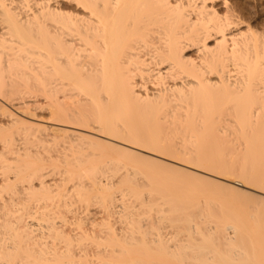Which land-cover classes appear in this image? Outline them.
<instances>
[{
	"label": "bare ground",
	"instance_id": "bare-ground-1",
	"mask_svg": "<svg viewBox=\"0 0 264 264\" xmlns=\"http://www.w3.org/2000/svg\"><path fill=\"white\" fill-rule=\"evenodd\" d=\"M248 1L0 0V264H264V197L243 190L264 176V0ZM19 99L86 132L17 117ZM108 165L150 184L110 182ZM89 181L107 218L65 227ZM121 186L134 207L105 197ZM146 189L170 209L140 204Z\"/></svg>",
	"mask_w": 264,
	"mask_h": 264
},
{
	"label": "rangeland",
	"instance_id": "rangeland-1",
	"mask_svg": "<svg viewBox=\"0 0 264 264\" xmlns=\"http://www.w3.org/2000/svg\"><path fill=\"white\" fill-rule=\"evenodd\" d=\"M222 1H223V0H222ZM242 1H243V2H244V1L247 2L248 0H242ZM246 2H244V3H246ZM249 2H250V3H249ZM254 3H256V2H254V0H249L247 4H249L251 7H253V6H255ZM260 3H262V2H260ZM216 4H218V6L221 5V0H220V1H219V0H216ZM253 4H254V5H253ZM219 7H223V6L221 5V6H219ZM211 44H213V43L211 42ZM195 50H196V49H193V50L190 49L189 52L187 51L186 53H189V54H195L196 52H193V51H195ZM190 51H191V52H190ZM192 56H193V55H192ZM139 83H140V82H139ZM150 84H151V83H148V84L146 85V86H148V87H147L148 90H149V89H150V90L152 89L151 92L153 93V89H154V93H155V92H156V91H155L156 88H152V84H151V85H150ZM149 87H150V88H149ZM138 90H139V89H138ZM150 90H149V91H150ZM139 91H140V92H141V91L144 92L142 89H140ZM142 92H141V93H142ZM20 100H21V99H19L18 101L16 100V101H14V102H12V103H7V104L3 102V104H6V106H7L12 112H14V114L17 115V117L19 116L20 118H22V119H24V120H28V121L31 122V123L41 124V125L46 126V127L49 126V128L52 127V128L50 129L51 131L54 130V128H55V130L58 128V129H66V130H70V131L86 132V131H82V130L74 129V128H71V127H68V126H62V125H59V124L56 125V124L52 123V122L49 120V119H50V117H49V116H50V115H49V112H48L46 109L42 108V107H44V106H42L41 103L38 104V103H36V102H33V103L30 102L29 105H27V103L24 102L25 99H22V100H23V101L21 100L22 102H21ZM0 101H1V100H0ZM25 101H27V99H26ZM1 102H2V101H1ZM18 103H19V104H18ZM34 103H36V104L34 105ZM13 104H14V106H13ZM17 104H18V105H17ZM37 104H38V105L41 104L40 107H39ZM8 105H9V106H8ZM10 105H11V106H10ZM23 105H24V106H23ZM26 105H27V106H26ZM30 105H31V106H30ZM12 106H13V107H12ZM19 106H20V107H26V108H24V109H23V108H22V109L20 108V109H19ZM41 106H42V107H41ZM15 107H16V108L18 107V109H13V108H15ZM28 108H29V109H28ZM41 108H42L43 110H42ZM16 110H17V111H16ZM45 110H46V111H45ZM20 111H21L23 114H22ZM27 112H28V113H27ZM29 112H31V113H29ZM1 113H2V112H1ZM2 114H3V113H2ZM2 114H0V125H1V126H4V124H5V126L9 125V124H10V123L8 124V121L10 120L9 117H7V116L5 115V116H6V119H4V116H3ZM1 115H2V116H1ZM7 118H8V120H7ZM10 121H11V120H10ZM51 131H50V132H51ZM51 135H52V136H51ZM51 135H50V133H49V136L53 139V134L51 133ZM17 136H19V138H18ZM21 136H22V135H21ZM21 136H20L19 134L16 135V137H17L16 139H17L18 142H19V143H18V142L16 141V144H17V143L19 144V145H16L17 148H19V147L21 148V147H22V145L20 146L21 142H24V141H25V140H24V139H25V136H22V137H21ZM49 136H48V139H50ZM45 137L47 138V135H44V137H41V138L44 139ZM20 138H21V139H20ZM27 138H29L31 141H33V140H32L33 138L26 137V140H27ZM41 138H40V139H41ZM46 138H45L44 140H46ZM52 139H51V142H52ZM44 140H43V141H44ZM20 141H21V142H20ZM27 141H28V140H27ZM31 141H28L27 143H28V144H31V143H34V142H35V140H34L33 142H31ZM46 141H47V140H46ZM49 141H50V140H49ZM29 142H31V143H29ZM38 142H39V141H38ZM51 142H50V143H51ZM25 143H26V142H25ZM35 143H36V144H32V146H33V147H35V146L39 147L38 150H37V147H36V149H35V148L33 149L35 152H36V151L38 152L39 150H41V149L44 148V147H41L40 144H37V142H35ZM39 143H40V142H39ZM60 143H61V142H60ZM62 143H63V142H62ZM62 143H61V144H62ZM64 143H65V142H64ZM23 144H24V143H23ZM43 144L46 146L45 149H46V148H52L51 150L49 149V150L52 152V151H55V149H57V146H58V145H60L61 148H62V146H63V145H66L67 143H66V144H63V145H61V144H58V145L55 144V146H54L55 148L52 147V146H50L51 144H50L49 147H48L45 143H42V142H41V145H43ZM118 144H120V143H118ZM38 145H39V146H38ZM52 145H54V143H52ZM56 145H57V146H56ZM67 145H68V144H67ZM0 146L2 147V144H1V143H0ZM30 146H31V145H30ZM30 146H29V147H30ZM60 146H58V149H57V150H60V151H61ZM1 147H0V149H1ZM27 147H28V146H27ZM40 147H41V148H40ZM66 147H67V148H66ZM68 147H69V145H68V146H65L64 148H66L65 150L70 151L71 149L69 150ZM31 148H32V147H31ZM59 148H60V149H59ZM64 148H63V149H64ZM45 149H44V150H45ZM53 149H54V150H53ZM78 149H79V148H77V150H78ZM30 150H32V149H30ZM47 150H48V149H47ZM57 150H56V151H57ZM77 150H76V151H77ZM34 151H33V152H34ZM50 151H49V155H51V154L53 153V152L50 153ZM56 151H55V153H56ZM71 151H72V150H71ZM76 151L74 150L71 154H76V153H77ZM79 151H80V149H79ZM79 151H78V153H79ZM81 151H82V150H81ZM136 151H138L139 153H143L144 156L146 155V156H148V157H152V158H154V159L157 158V159L162 160V161H164V162H166V163L168 162L169 164H170V163H171L172 165L175 164V166L177 165V166H179V167H181V168H184V169H187V170H188V169H189V170H192V169L188 168L187 166H184V165L181 166V164L178 165V163L176 164L175 162H172V160H169V159L167 160V159H165V158H161L160 156L158 157V155H154V154H152V153H149V152L147 153V152H145V151H140V150H136ZM41 152H42L41 154H46V153H48V151L45 152V151H43V150H42ZM43 152H44V153H43ZM61 152H62V151H61ZM61 152H60V153H61ZM84 152H85V150H84ZM84 152H81V153L83 154V156H81L80 159H81L82 157L85 158V155H86L87 157L89 156V153H88V154H87V153L84 154ZM86 152H87V151H86ZM55 153H53V154H55ZM57 153H58V154H57ZM57 153H56L57 156H62V154L65 153V151H64L61 155H59V151H57ZM66 153H67V154H70V152H66ZM80 155H81V154H80ZM43 156L45 157V155H43ZM52 156L54 157L55 155H52ZM70 156H73V155H70ZM75 156L78 157L79 155H75ZM48 157H50V156L47 155L45 158H48ZM55 157H56V156H55ZM78 158H79V157H78ZM48 159H49V158H48ZM86 159H88V158H86ZM86 159H81V160H86ZM110 166L113 167V166H115V165H108V166H107V167H108L107 169H109V170L112 169V172H111V171H108V170L106 169V172H107V173H106V177H110V179H111L110 182H114L115 184H117L118 182H120L119 178H120V179H121V177L123 178L125 174L128 175V172H130V174H131V175H129V177L132 176V175H134L133 171H132V172H131V171H128V170H131V169H127V168H123V167H120V169H121V170L124 169L125 171H126V169H127L128 172L126 171V173L124 174L125 171L123 170V172L121 171V172L123 173V175H122L121 173H118V174H117V171L120 172V170H119V169L117 170V168L115 169V167H113V168L116 170V171L114 170L116 175H113V173H114V172H113V168H112V167L110 168ZM118 168H119V167H118ZM122 168H123V169H122ZM48 170H50V169H48ZM48 170H47L46 172L49 173L48 175H51L52 173L50 174V171H48ZM108 172H109V173H108ZM134 172H135V171H134ZM194 172H195V170H194ZM132 173H133V174H132ZM196 173L200 174L201 172L196 171ZM107 174H108V175H107ZM135 174H137V173L135 172ZM201 174H202V175L204 174V175L208 176V175L205 174V173H201ZM53 175H54V174H53ZM57 175H60V174L57 172ZM137 175H138V176H137ZM137 175H135L136 177H133V176H132V179H133V178H134V179L136 178V180H137V181H135V180L133 179L134 182H137L138 185H139V184H143V185L145 186V188H146V186L148 187L149 184H150V182H149V184H148V181H147V180H149V179H148L145 175H143V174H141V176H140L139 173H138ZM103 176L105 177V175H103ZM55 177H56V178H54V180H53L52 177L48 176V183L51 182L50 180L52 179L51 184H52L55 180H56V181L54 182V184H56V183H57L56 185L61 184V181H60V180H61L62 178H59V177H62V176H56V174H55ZM209 177H211V178H213V179H215V180L222 181V180L217 179L216 177H213V176H209ZM102 178H103V177H102ZM127 178H128V176H127ZM130 178H131V177H130ZM145 178H146L147 180H146ZM49 179H50V180H49ZM58 179H59V180H58ZM108 179H109V178H108ZM112 179H113V181H112ZM125 179H126V178H125ZM118 180H119V181H118ZM121 180H122V179H121ZM59 182H60V183H59ZM138 182H139V183H138ZM226 183H229V182H226ZM54 184H53V185H54ZM230 184H231V183H230ZM70 185H71V184H70ZM70 185H69V187H71ZM141 186H142V185H141ZM243 190H244V191H247V192H249V193H252L253 195H256V197H264V196L261 195V192L258 193V191L250 190V189H243ZM143 193H144V195H143L142 200H141V199H140V201L138 200V202H139L140 204L143 203V202H142L143 200H144V201L147 200V202L145 201L144 203H148V204H149V202H150V203H156V202L158 203V202H159V203H158L159 205L162 204V203L159 201V200H160V197L158 196V194H157V195H156V193L153 194V193L149 192L148 189H146ZM145 193H147V199H145ZM150 193H151V194H150ZM130 198H131V197H130ZM131 199H132V198H131ZM133 199H134V197H133ZM133 199H132L131 203H132V202H133V203H134V202L137 203V201H135L136 199H134V200H133ZM157 199H158V200H157ZM127 202H128V203H125V204H127V205L130 204L129 206L132 205V206L134 207V204L129 203V202H130V199H128ZM120 203H121V202H120ZM122 203H124V202H122ZM157 203H156V204H157ZM95 205H97V204H95ZM98 206H99V205H98ZM138 206H139V205L136 204L135 207L138 208ZM161 206H162V205H161ZM164 206H165V207H164ZM99 207H100V206H99ZM99 207H95V206H94L93 211L91 212L90 215H88L87 217H80L79 219H81L82 221H83V220H86V222H85V223H87L86 225H89L90 223H92V222H90V221H93V219H94V221L101 222L102 219H105L104 217L107 218V215L103 212V210L101 209V207H100V208H99ZM139 207H140V206H139ZM155 207H156V206H155ZM155 207H154V211H155V212L158 211V210H161V208H164V209H162L163 211H166V210L170 209V205L168 206V205H165V204H163V206L160 207V209H157V207H156V208H155ZM166 207H167V209H166ZM249 207H251V206H249ZM249 207H248V209H250V211H247V208L245 209V211L247 212V214H248V213H251L252 215H256V210H258L259 212L262 211L260 208L256 209V207H258V206H255V207H254V205H252V207L254 208V210L252 209V207H251V208H249ZM97 208H98L99 210H100V209H101V210L99 211ZM137 208H136V210L139 211V209H137ZM33 209H35V208H33ZM33 209H32V210H33ZM144 209H145V208H144ZM144 209H143V210H144ZM155 209H156V210H155ZM259 209H260L261 211H260ZM140 210H141V209H140ZM143 210H141L140 212H143ZM147 210H148V209H147ZM162 210H161V211H162ZM258 211H257V213H258ZM99 212H100V214H99ZM145 212H147V211L145 210L143 213H145ZM148 212H149V211H148ZM155 212H153V210H151L150 213H151V214L153 213V215L149 214L148 216H152V217H150V218H147V216H146L147 214H146L145 216H146L147 219L144 217V219H146V221L144 220L142 225H145V226H146V223H149V221H151V220L153 219V216H154V219H153V220H157V218H159L158 216H161V215L158 214V213H161V212H158V213H155ZM188 212H191V211L189 210ZM192 212H193V211H192ZM217 212H218V211H217ZM246 212H245V214H246ZM252 212H255V214L252 213ZM103 213H104V215H105L104 217H103ZM194 213H196V217H195V219H196L197 216H198V213L195 212V211H194ZM218 213H220V211H219ZM101 214H102V215H101ZM204 214H205V213H204ZM247 214H246V215H247ZM251 214H250V215H251ZM155 215H156V218H155ZM182 215H183V214H182ZM184 215H186V214H184ZM250 215L248 214V216H250ZM259 215H260V213L258 214V216H259ZM199 216H200V215H199ZM101 217H102V218H101ZM117 217H118V216H115V217H113V218H114L115 220H118ZM182 217H183V216H182ZM202 217H203V216H202ZM205 217H206V216H204L203 218H205ZM75 218H76L75 216L72 217V222L75 221V220H79L78 218H76V219H75ZM95 218H96V220H95ZM203 218H202V219H203ZM74 219H75V220H74ZM97 219H98V220H97ZM114 219H113V220H114ZM149 219H150V220H149ZM200 219H201V217H199L198 219H196V221H197V220H198V221H197V222L195 221V223H198V222H199V225H200V223H203V224H204V221L207 220V219H204V221H203V220H200ZM248 219L250 220V219H252V217H251V218L248 217ZM111 220H112V218H111ZM113 220H112V221H113ZM115 220H114V222H117V221H115ZM147 220H148V221H147ZM164 220H165V221H164ZM118 221H119V220H118ZM250 221H251V220H250ZM83 222H84V221H83ZM88 222H89V223H88ZM114 222H112V223H114ZM119 222H120V221H119ZM119 222H118V223H119ZM169 222H170V221H169ZM169 222H168V220L166 221V219L159 220L158 223H160V224H158V223L156 222L158 228H157V230H156V228H155V230H156V231L160 230V232H161L162 234H163V232H164L165 234H163V236H165V237H167V236H168V237L175 236L176 234L174 235V232H173V231H175V226L173 225V226H174V227H173L174 229H172V225L170 224L171 222H170V223H169ZM206 222H207V221H206ZM152 223H153V221H152ZM163 223H164V224H163ZM263 223H264V218H263V220H262V222H261L260 224L263 225ZM121 224H122V223H121ZM149 224H151V222H150ZM149 224H147V225H149ZM166 224H169L170 226H169V225L166 226ZM115 225H118V226H119L120 224L115 223ZM160 225H161V226H160ZM196 225H198V224H196ZM204 225H205V224H204ZM213 225H214V224L210 225V223L207 222V225H205L206 227L202 225V227H204L205 229H204V228H201V226H199V227H200L201 229H204V231H205L207 228L209 229L210 226H213ZM118 226H116V227H118ZM122 226H123V225H122ZM122 226L120 225L118 228H120V227H122ZM145 226H144V227H145ZM154 226L157 227L156 224H155ZM159 226L161 227V229L159 228ZM208 226H209V227H208ZM168 227H169V228H168ZM148 228H149V227H148ZM148 228H147V226H146L145 230H146V229L148 230ZM164 228H165V230H164ZM143 229H144V228H143ZM162 229H163V230H162ZM208 229H207V230H208ZM147 230H146V231H147ZM150 230H151V229H150ZM207 230H206V231H207ZM148 231H149V230H148ZM153 231H154V230H153ZM153 231H152V232H153ZM176 231L178 232V229H176ZM208 231H209V230H208ZM169 232L172 233L171 236L169 235V234H170ZM177 232H176V233H177ZM179 232H180V231H179ZM153 233H154V232H153ZM158 233H159V232H158ZM161 233H160V234H161ZM168 233H169V234H168ZM162 234H161V235H162ZM183 236H184V234H183V235H182V234L180 235V237H182V238H183ZM79 263H80V262H79ZM75 264H76V263H75ZM80 264H82V263H80ZM88 264H91V263H88Z\"/></svg>",
	"mask_w": 264,
	"mask_h": 264
},
{
	"label": "snow or ice",
	"instance_id": "snow-or-ice-1",
	"mask_svg": "<svg viewBox=\"0 0 264 264\" xmlns=\"http://www.w3.org/2000/svg\"><path fill=\"white\" fill-rule=\"evenodd\" d=\"M150 151L152 150L150 149ZM246 182L247 181H242V183H246ZM252 186L255 187V184H253ZM260 189H261V195L264 196V176H261L260 179ZM94 191L95 190L91 187V182L89 181L87 188L88 194L81 193V195L78 197V202L71 203L67 209L62 210L65 216L63 220V224L65 227L69 225L75 227V224L72 223L73 216L77 218L87 217L93 211L94 206L99 207L98 205H95V199L92 195ZM105 197L110 198L114 201L122 200L124 203H127L128 199L130 198V193H129V189L125 186H121L120 190H116L113 187L109 192L105 193ZM145 199H147V193H145ZM16 264H22V262L17 261Z\"/></svg>",
	"mask_w": 264,
	"mask_h": 264
}]
</instances>
